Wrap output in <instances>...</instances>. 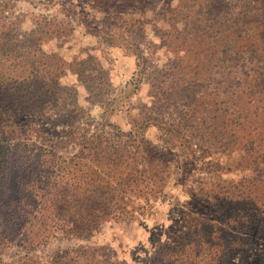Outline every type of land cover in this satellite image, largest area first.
I'll list each match as a JSON object with an SVG mask.
<instances>
[{"label":"trees","instance_id":"1","mask_svg":"<svg viewBox=\"0 0 264 264\" xmlns=\"http://www.w3.org/2000/svg\"><path fill=\"white\" fill-rule=\"evenodd\" d=\"M90 1L80 3L112 23L99 33L136 58L130 88L146 81L151 102L136 107L129 131L110 123L124 99L96 48L70 61L47 52L70 21L39 18L26 30L14 3L0 0V251H25L0 264H115L107 246L45 262L36 253L137 220L193 173L194 203L150 264H264V0ZM156 50L168 54L161 65ZM151 127L169 149L146 137ZM55 134L76 151L58 150Z\"/></svg>","mask_w":264,"mask_h":264},{"label":"rangeland","instance_id":"2","mask_svg":"<svg viewBox=\"0 0 264 264\" xmlns=\"http://www.w3.org/2000/svg\"><path fill=\"white\" fill-rule=\"evenodd\" d=\"M15 5V15H20L24 29L31 30L36 27L39 18L48 20L59 18L70 21L72 29L69 28L68 36L55 38L48 41L44 48L47 52H57L66 60L73 57L84 49L96 48L93 51L110 68L111 78L116 92L123 99L120 109L110 114L108 121L129 131L131 128L130 115L135 116L138 112L137 106L143 103H150L151 97L148 95L149 85L143 81L138 87L134 85L130 88V82L136 72V58L126 49L118 44L111 43L104 38L105 16L97 11H91L80 2H92L90 0H6ZM59 2H65L64 5ZM73 2L76 8L72 9L70 3ZM158 2H176V0H159ZM62 8H66L62 11ZM93 18L96 20L92 23ZM59 21V20H58ZM89 23H92L90 25ZM89 24V25H88ZM97 27V30L94 28ZM120 30V29H115ZM126 31L122 28L121 32ZM106 36V35H105ZM156 41L154 32H150L147 43L143 45L146 56H151L155 51L151 42ZM126 46V43H125ZM152 56L155 65H161L167 60L168 54L164 50H156ZM67 80L76 82V78L69 76ZM131 91V92H130ZM84 91L81 88V98ZM105 113V109L94 106L91 109L93 117L100 119ZM63 130V128H58ZM144 134L151 139L161 150L169 149V144L165 142L163 133L156 127L148 128ZM54 143L58 150L64 154L74 153L76 147L66 144V140L58 134L53 135ZM178 152V151H177ZM182 163L187 162L186 155L177 157ZM194 174V173H193ZM191 174L183 178L173 179L165 194L157 200H152L151 208L145 215H138L139 218L129 222H109L100 233H96L89 240L77 242L76 240L55 241L44 249L38 251L36 256L41 260L48 261L58 251L77 247L80 245L107 246L110 250L112 261L115 264H150L149 258L156 249L171 243L176 238L177 228L181 220V213L189 206L193 205L192 187L193 180L198 176ZM25 251L19 248H9L0 251V257L7 262L13 261L24 255Z\"/></svg>","mask_w":264,"mask_h":264}]
</instances>
